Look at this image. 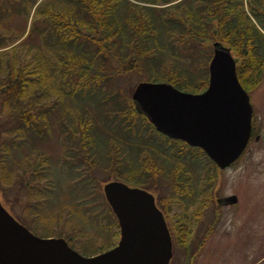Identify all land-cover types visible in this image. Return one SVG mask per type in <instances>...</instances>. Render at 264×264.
Here are the masks:
<instances>
[{
  "label": "rangeland",
  "instance_id": "rangeland-1",
  "mask_svg": "<svg viewBox=\"0 0 264 264\" xmlns=\"http://www.w3.org/2000/svg\"><path fill=\"white\" fill-rule=\"evenodd\" d=\"M26 1L0 0V50H4L7 58L3 70H0L1 77H6L10 71V66L7 67L6 62L17 60V66L32 64L38 55H50L55 62L57 61L55 53L61 49V47L56 48L53 43H46V40L44 43L42 36L46 12L41 8L48 4V1L53 0H35L28 12ZM41 1L40 8L33 13L36 4ZM131 1L121 0V4L128 9L137 3L142 4L152 9L154 13L165 8L166 13L175 9L173 5H164L165 0ZM150 2L157 3L158 6L155 7H166L159 10L152 8V5L148 7ZM197 2L198 0H183L180 5L184 8L187 4L195 5ZM127 24L123 23L125 30L128 28ZM162 40L165 42L160 44L164 45V49L156 47L148 50L145 59L141 58L136 67L129 65V62L125 67H120L119 64L118 71H121L109 77L100 92L94 94L86 90L74 91L66 82L67 79L61 77L59 70L53 71L52 68L47 69V72L55 77L54 84L53 79L48 81L52 83L50 85L52 89L48 90L49 94L45 96V91L38 88L33 92L36 94L35 97L41 96V103L31 102L34 99L33 94L27 97L23 95L20 100H15L10 95H6L5 89H0V204L16 220L31 228L34 234L65 238L84 255L98 254L116 245L119 240V227L114 217L113 219L106 217L109 206L107 207L102 187L104 183L111 180H119L128 186H136V184L123 179L125 176L121 173L123 170L120 168L121 165H113L116 167L114 170L115 167H112L111 161L105 164L104 160L109 153L111 157L117 158L116 150H119L121 146L118 141L119 135L109 129L111 118L119 115L123 106L128 104L133 107L131 93L136 83L169 82L166 71L171 67L181 68L188 74H198L196 80L189 81L193 83L192 85L177 84L178 89L195 93L207 86L205 83L201 85L202 87L195 88L201 81L208 79L207 67L212 46H208L207 42L206 47H202L201 53L198 46L185 48V43H176L173 38L168 42L166 37ZM75 50L81 54L83 49ZM231 51L233 56H238V62L241 63L239 54L233 49ZM104 61L109 62L108 59ZM246 66L250 70L248 63ZM261 68L262 72L259 71L260 75L257 79L258 86L255 83L254 92L264 101V62ZM245 75L248 74L245 73ZM106 94L111 96L105 103L102 99L107 96ZM117 98L120 100V107L116 104ZM38 105L47 107L42 110L45 113L43 116L46 118L45 121L40 115V110L33 109ZM16 109L29 113L26 119L23 117V120L25 122L32 120L35 126L32 124V128H29L16 120L12 116L18 114ZM86 110L94 115L96 128H101L99 130L106 135L105 140L97 147L98 155H100L98 159L89 156V146H87L88 149L85 146L88 152H84L83 147V150L76 153L71 150L72 146H75L74 141L79 140L80 129L75 128L81 124L80 122H84L85 119L81 120V118L86 114ZM82 124L85 125V123ZM133 124L134 121L128 120L129 131H123L131 138L135 134L132 130ZM19 125L20 127L16 129ZM25 127L26 130H24ZM146 129L152 137L153 131ZM77 132L76 139H72L70 133ZM150 136L145 135L139 143L148 142ZM252 149L243 167L242 164L216 173L215 180H211L209 189L217 196L229 195L235 190H240L243 194L242 199L251 200L252 206L243 205L242 207L240 204L235 206L220 203L217 209L219 216L214 219L212 231L207 236L208 241L204 242L198 258L192 264H256L259 261V264H264V160L261 159V156H264V149L261 144ZM191 150L195 152L194 149ZM71 153L74 157L70 158ZM79 174H82L83 179L76 180ZM149 175L151 173L146 174V177ZM166 176L159 170L155 180L146 181V178H143L141 179L143 182L138 184V187L140 185L146 188L160 200L163 206L167 207L166 213L170 222L176 223V227L180 228L181 232H184L187 225L188 234L197 233L199 237H202V234L207 231L208 222L212 219L210 213H213L214 207L208 201L205 204L204 200L199 201L200 208L204 207L203 214H196L198 206L185 205L180 196L171 190L169 178ZM192 177L195 181L197 175L194 174ZM27 186L45 187L47 194H44L43 198L38 193L35 197H30L31 194L28 195L26 192ZM78 192L81 195L77 196ZM166 192H169L171 199L169 203V198L167 201L164 195ZM85 195H90L91 202L85 198V203L80 204L79 199ZM255 200L259 204L254 205ZM39 205H41L40 209H38ZM98 205L105 210L102 208L92 213ZM249 210L251 212L247 215ZM244 238L247 240L245 241ZM242 253H248L245 259ZM180 255L181 249L176 252L174 264L179 263Z\"/></svg>",
  "mask_w": 264,
  "mask_h": 264
},
{
  "label": "trees",
  "instance_id": "trees-1",
  "mask_svg": "<svg viewBox=\"0 0 264 264\" xmlns=\"http://www.w3.org/2000/svg\"><path fill=\"white\" fill-rule=\"evenodd\" d=\"M42 1L36 4L33 13L40 8ZM182 1L165 0L164 5L175 7L167 13L166 6L155 7L158 4L153 2H150L148 7L152 5V8L158 10L165 9L154 13L152 9L138 3L128 9L121 4V0L48 1L49 3L41 8L46 12L42 36L44 43L46 40V43H53L56 48L61 47L55 53L57 61L53 62L50 55L39 56L36 53L38 56L32 64L17 66V60L6 62L7 67L10 66V71L6 77L0 76V89H5L6 95H10L15 100H20L23 95L27 97L33 94L34 99L31 102L41 103V96L35 97L36 94L33 92L38 88L45 91V96L49 94L48 90L52 89L50 86L52 83L48 81L53 79L54 84L55 77H52L47 69L52 68L53 71L59 70L61 77L67 79L66 82L74 91L86 90L94 94L100 92L109 77L121 71H118L119 64L120 67H125L129 62V65L136 67L138 61L145 59L148 50L156 47L164 49V45L160 44L165 42L162 40L164 37L167 42L173 38L176 43H185V48L198 46L201 53L202 47H206L207 42L208 46L214 41L227 44L241 57V63L236 68L238 79L239 73H247L246 78L249 81L257 79L262 72L261 67L264 62V0H198L197 4H187L184 8L180 5ZM34 2L35 0L26 1L27 12ZM123 23H128L127 30L123 28ZM76 48H82V53L78 54ZM5 59L7 60L4 50H0V70H3ZM104 59H108L109 62H105ZM244 61L250 65V70L246 63H243ZM166 74L169 76V83L175 87L177 84L192 85L193 83L189 81L198 78V74H188L181 68L171 67ZM206 81H201L195 88L202 87L201 85ZM106 95L102 99L105 103L111 96ZM117 99L116 104L120 107V100ZM45 108L47 107L43 105L33 108L40 110L44 121L46 118L43 117L45 113L42 110ZM16 112L18 114L12 116L24 126L26 124V127L32 128L31 126L34 125L32 120L26 122L23 120V117L26 119L29 113L18 109ZM85 113L81 118V120L85 119L84 122H80L85 125L79 123L80 125L75 128L80 129L79 140L74 141L75 146L77 144L79 146H72L71 150L73 153L83 149L86 152L89 146V156L98 159L100 155L97 147L105 140L106 135L99 130L101 128H96L94 115L87 110ZM128 120L134 121L132 130L136 135L133 134L132 138L123 133L129 131ZM109 125V129L119 135L118 141L121 146L116 151H118L117 158L121 159L111 157L108 152L110 157L108 156L104 161L106 165L111 161L112 167L121 165L120 168L123 169L121 173L125 176L123 179L138 185L143 182L141 181L143 178H146V181L155 180L156 174L161 170L169 178L171 190L178 194L181 200L190 202L196 197V191L199 192L201 189L199 185L201 178H205L203 185L208 186L205 192L211 188L210 182L213 178L211 169L207 168L199 157L194 156L193 151L187 145L184 146L183 142L176 143L156 132L132 106L128 104L123 106L119 115L111 118ZM18 127L20 125L16 129ZM146 128L153 131L152 137ZM70 134L72 139L78 136V132ZM145 135L150 136L148 142L139 143ZM80 147L81 149H78ZM113 169L115 170L116 167ZM146 170L150 172L146 173ZM148 173L151 175L146 177ZM194 174L197 175L195 181L192 177ZM44 188L27 186L26 192L28 195L31 194L30 197H35L37 193L43 197L47 194ZM90 195L82 196L79 199L80 204L85 203V198L89 201ZM39 206L38 209L41 208V205ZM102 208L98 205L92 213ZM106 217L112 219L114 217L109 207ZM114 221L116 222L115 218Z\"/></svg>",
  "mask_w": 264,
  "mask_h": 264
},
{
  "label": "water",
  "instance_id": "water-1",
  "mask_svg": "<svg viewBox=\"0 0 264 264\" xmlns=\"http://www.w3.org/2000/svg\"><path fill=\"white\" fill-rule=\"evenodd\" d=\"M131 98L156 130L201 147L220 166L231 160L249 133L250 107L236 76L235 60L217 42L203 92L141 81ZM103 192L120 228L113 248L83 256L63 238L36 236L0 204V264H168L170 237L153 196L120 181L105 183Z\"/></svg>",
  "mask_w": 264,
  "mask_h": 264
},
{
  "label": "flooded vegetation",
  "instance_id": "flooded-vegetation-1",
  "mask_svg": "<svg viewBox=\"0 0 264 264\" xmlns=\"http://www.w3.org/2000/svg\"><path fill=\"white\" fill-rule=\"evenodd\" d=\"M257 79H258V77H257ZM257 79H255L254 81H252V80L249 81L246 78L245 73H241V74L239 73V82L242 85V87L244 88V90L247 92V95L249 97V102L251 105V129H250V134H249V137H248L245 145L239 150L237 156L234 158V160L232 162H230V164L228 166L220 168L213 161H211L205 155V153L202 152L199 148L187 145L183 141H179V140L167 137L169 140L176 141V143H178V141L183 142L184 146L187 145L188 148L194 149V151H195V152H193L195 154L194 156L199 157L205 163V165H207V168L211 169V172L213 174V178L211 179L212 181L215 180L216 173H219V172L223 171L224 169L233 168L235 166L237 167L239 165L241 166L242 164H243L242 165V167H243L245 164L244 163L245 159L247 158L248 154L251 153L250 151L253 150L252 148L254 146L256 148L258 146V144H261V147L264 149V101H262L261 98H258V96H256V93L254 92L256 89L255 83L258 86V80ZM71 157H74L73 153H71L70 158ZM261 159L264 160V156H261ZM79 176H80V174H79ZM204 179L201 178V180H200L201 182L199 184L201 190H199V192L196 191L197 195L193 201L190 202L187 200L186 201L182 200L185 203V205H187V206H192L193 204H195V206H198L197 208H199V209L196 210V214H203L202 212H203L204 207L200 208L201 204L199 203V201L202 202L204 200L203 201L204 204L206 203V201H208V203L214 207L213 213H210V218H212V219L208 222L207 231H206V233L202 234V237H199L197 233L188 234L186 232V229H188L187 225H185L184 232H181L180 228L178 229L176 227V223L170 222V219L166 213L167 207L163 206L158 198L157 199L155 198L156 205L161 210V212L164 216V219L166 221L167 227L169 229V233H170L171 245H172V254H171L169 264H174L173 261H174L175 256H176V252H178L179 249H181V255H180L178 264H192V262H194V260L198 258L200 251L202 250L201 248H202L204 242L208 241L207 236H208V233L210 231H212V226L214 225V219H217L219 216V211L217 209H218L220 203L225 204V205H235V206L240 204V205H242V207H244V206L251 207L252 206L251 200L244 201L242 199L243 194L240 190H235L233 193H231L229 195H224V196H217L216 194L212 193V190L205 192L207 186L203 185ZM168 194H169V192H166V194H164V195L167 197L166 198L167 201L169 198V201H168V203H169L171 199H170V196ZM253 204L254 205L259 204V202L255 200V201H253ZM215 210H217V211L214 212ZM250 212H251V210H249L247 212V215L250 214ZM234 230H236V229H234ZM237 232H239V231H237ZM187 238H189V239H187ZM244 240L246 241L247 238H244ZM246 244H247V242H246ZM175 248H176V251H175ZM242 254H243L244 259H245V255H247L248 253H242Z\"/></svg>",
  "mask_w": 264,
  "mask_h": 264
}]
</instances>
